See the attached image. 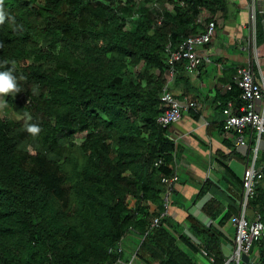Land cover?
<instances>
[{
  "label": "trees",
  "instance_id": "16d2710c",
  "mask_svg": "<svg viewBox=\"0 0 264 264\" xmlns=\"http://www.w3.org/2000/svg\"><path fill=\"white\" fill-rule=\"evenodd\" d=\"M153 4L163 8L161 15L148 7ZM230 5L0 0V70L10 69L20 88L2 97L0 264H116L124 259L127 237L138 242L134 257L140 264H197L202 249L217 256L214 264H223L216 228L188 217L185 231L163 215L161 180L175 175V145L169 127L157 119L165 111L160 96L169 70L166 45L175 48L209 23L234 18L238 10ZM255 32L259 48L264 31L257 13ZM185 65L176 64L175 81H189ZM240 96L236 87L225 92L222 113L228 102L240 113ZM28 124L41 131L27 132ZM77 136L83 138L79 144ZM255 140L252 134L251 149ZM232 156L239 157L234 151ZM255 163L263 178L247 209L264 223V149ZM210 190L207 182L197 198ZM203 211L219 227L238 215L234 202L224 212L209 201ZM251 253L264 264V238Z\"/></svg>",
  "mask_w": 264,
  "mask_h": 264
},
{
  "label": "crops",
  "instance_id": "0c3cea01",
  "mask_svg": "<svg viewBox=\"0 0 264 264\" xmlns=\"http://www.w3.org/2000/svg\"><path fill=\"white\" fill-rule=\"evenodd\" d=\"M229 2L231 8L234 11L238 10V13L228 21L220 19L216 21L215 35L210 44L197 51L204 59L202 66L196 74L189 75L188 82L177 80L171 85V92L177 100L195 102L200 109L191 111L192 114L184 113L168 128V137L175 145L173 161L178 180L173 185L165 215L171 225H179L185 231L188 229L186 225L188 217L194 218L207 228L210 226L216 228L219 233V260L222 262L230 259L233 254L235 229L231 220L223 227H219L217 221L213 222L208 218L203 207L209 201H215L226 212L227 205L234 202L237 203L238 215L240 214L242 188L227 177L225 167L242 182L251 160V148L249 145L243 148L236 147L233 132L220 129L224 120L220 99L229 91L228 86L235 87L232 85L235 70L245 67L249 60L254 62L257 83L264 87V44L256 48V42L251 43V47L257 51L256 60L252 57L250 48L248 49L249 39L252 38L249 27L253 21L255 26L256 13L263 16L264 31V9H258L256 0ZM250 3H253L252 7ZM233 110L237 112V109ZM247 132L246 137L250 141L253 133L247 135ZM263 149L264 142L260 140L257 154ZM233 151L237 153L238 158L232 156ZM245 157L246 160L243 162L241 158ZM255 168L262 171V166L256 163ZM207 182L211 183L210 192L198 199L200 189ZM247 210L246 208L245 218L248 220ZM257 216L259 215H253L248 221L252 222ZM124 241L123 247L125 246L126 250L124 259L116 264H140L134 257L138 247L137 240L128 237ZM202 250L218 260L216 255ZM200 251L195 257L197 264H209L208 260L201 256ZM243 262L245 264L247 259Z\"/></svg>",
  "mask_w": 264,
  "mask_h": 264
},
{
  "label": "built area",
  "instance_id": "2783aa9c",
  "mask_svg": "<svg viewBox=\"0 0 264 264\" xmlns=\"http://www.w3.org/2000/svg\"><path fill=\"white\" fill-rule=\"evenodd\" d=\"M137 6L143 0H135ZM156 13L162 14L163 8L157 4L151 5ZM139 8V7H138ZM136 17V15L134 16ZM133 18V17H132ZM161 24V19L157 25ZM217 24L214 22L206 26L205 32L192 36L177 47H172L168 43L165 47L167 56L168 73L166 76V84L162 89L160 101L163 103L165 111L157 119V123L162 128H168L173 123L177 122L184 113L190 111H197L200 106L195 102L179 101L171 92V85L176 78V64L185 61V72L188 75L197 73L199 67L203 63L202 57L197 53L198 49L208 45L215 35ZM249 31L252 35L248 42V49L251 50V43H255V26L254 21L251 23ZM232 85L237 87L241 92V101L243 107L239 109L240 113L233 110V104L229 102L223 110V130L225 132H233L236 134L235 146L247 147L249 145L246 132L250 131L256 135V148L251 149V160L244 172L242 180V200L240 205V214L231 219V224L235 229L234 249L230 259L223 261V264H241L244 259H247L245 264H259L256 254H252L251 250L254 243L264 238V223L260 217L257 216L255 220L249 222L245 218L246 208L249 201L254 197V185L256 181L263 178L261 170L255 168L257 158V147L262 135H264V87L260 86L255 79L254 62L249 60L247 65L243 68H237L232 76ZM228 86L227 90H230ZM235 111V112H234ZM252 135V134H251ZM161 162H157L155 167L159 166ZM178 177L174 175L170 179H162L161 183L164 185V192L162 200L164 202V214L169 205L170 195L173 191V185L177 182ZM159 220L153 221V226L158 225ZM202 257L208 260L209 264H214L216 258L209 255L206 251L201 250Z\"/></svg>",
  "mask_w": 264,
  "mask_h": 264
},
{
  "label": "clouds",
  "instance_id": "9594fccd",
  "mask_svg": "<svg viewBox=\"0 0 264 264\" xmlns=\"http://www.w3.org/2000/svg\"><path fill=\"white\" fill-rule=\"evenodd\" d=\"M20 88L17 84V77L13 75L12 71L0 70V97L8 96L10 93H19ZM7 102L0 104V107H6ZM31 117L29 116V120ZM26 131L32 134H38L41 129L36 124H28Z\"/></svg>",
  "mask_w": 264,
  "mask_h": 264
},
{
  "label": "rangeland",
  "instance_id": "374dc122",
  "mask_svg": "<svg viewBox=\"0 0 264 264\" xmlns=\"http://www.w3.org/2000/svg\"><path fill=\"white\" fill-rule=\"evenodd\" d=\"M250 2H251V0H250ZM255 4H256V6L258 7V9H264V0H256V2H255ZM252 5H253V3H250V7H252ZM143 6V2H140L139 3V5H138V7H142ZM148 6V5H147ZM146 6V7H147ZM148 7H152L151 5H149ZM251 53H252V57L253 58H255V60H256V58L258 57V55H257V51H256V49H251ZM129 78L130 79H133L134 78V74H130L129 75ZM3 103V98L2 97H0V104H2ZM4 111H3V107H0V116H4V113H3ZM17 117V119H19V117L18 116H16ZM82 136H77L76 137V142L79 144L81 141H82ZM252 213H250V211L249 210H247V218H248V220H251V218H252V216L253 215H251ZM128 238V237H127ZM126 238V239H127ZM123 245H125V241H124V243H123ZM124 249H125V246H124ZM243 260H244V258H243ZM241 264H244V262H242Z\"/></svg>",
  "mask_w": 264,
  "mask_h": 264
}]
</instances>
